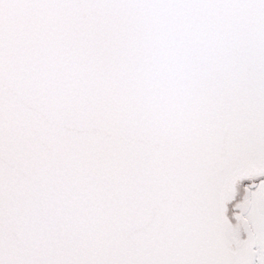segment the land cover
I'll return each instance as SVG.
<instances>
[{
  "label": "snow or ice",
  "instance_id": "obj_1",
  "mask_svg": "<svg viewBox=\"0 0 264 264\" xmlns=\"http://www.w3.org/2000/svg\"><path fill=\"white\" fill-rule=\"evenodd\" d=\"M0 264H264V0H0Z\"/></svg>",
  "mask_w": 264,
  "mask_h": 264
}]
</instances>
